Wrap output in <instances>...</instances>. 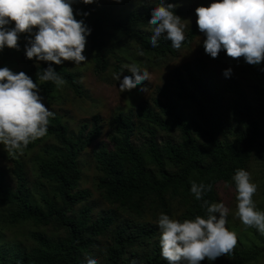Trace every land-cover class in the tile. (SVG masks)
Instances as JSON below:
<instances>
[{"label": "trees", "instance_id": "obj_1", "mask_svg": "<svg viewBox=\"0 0 264 264\" xmlns=\"http://www.w3.org/2000/svg\"><path fill=\"white\" fill-rule=\"evenodd\" d=\"M126 2L94 0L91 4L72 5L73 14L83 18L91 29L86 42L95 75L104 74L109 67L114 73L119 70L130 74L123 68L125 60L114 51L119 36L132 43L149 61L174 57L193 39L194 32L189 30L178 49H173L170 41L163 38H158L156 47H151L147 21L150 9L158 0L122 12ZM165 2L174 5L175 0ZM77 12L88 15L82 17ZM199 52L201 56L174 72L169 86L156 90L157 97L151 104L143 101L133 111H115L109 136L112 147L100 146L92 153L97 170L95 189L104 202L117 205L124 218L113 212L92 218L90 208L82 205L88 193L79 188L77 158L100 135L96 115L91 121L82 122L75 134H70L54 115L46 134L26 146L35 150L45 138L54 141L43 145L33 158L34 177L45 185L38 192L39 201H35L28 188L22 159L11 157L12 182L0 170L3 221L49 226L55 236L33 234L34 245L28 249L0 245V264H83L97 238L106 234L103 264L131 261L166 264L160 255L157 228L145 217L157 220L160 213L171 216L174 209L179 211V220L203 217L205 208L190 193V181L211 185L202 199L216 202V186L232 182L235 169H245L253 155L264 164V130L253 117L252 104L240 82L229 75L218 84L208 65L211 61L241 66L242 74L254 84V95L264 97V60L259 65H249L242 57L226 56L223 50L211 58L204 52L202 43ZM67 63L72 64L65 61L54 67L64 78L65 86L74 95H81V85ZM44 66L43 62L39 63L29 77L43 95H49L57 87L38 79ZM178 102L187 104L189 115L181 112ZM136 132L144 136L138 147L131 142ZM157 132L175 134L176 139L158 142ZM260 255L256 248L234 247L230 253L213 261L202 260L200 264H250Z\"/></svg>", "mask_w": 264, "mask_h": 264}, {"label": "clouds", "instance_id": "obj_2", "mask_svg": "<svg viewBox=\"0 0 264 264\" xmlns=\"http://www.w3.org/2000/svg\"><path fill=\"white\" fill-rule=\"evenodd\" d=\"M91 4L94 0H0V50L17 49L21 33L28 34L24 57L43 62L38 79L56 87L64 85V78L54 66L65 61L79 65L86 62L83 50L91 29L82 19L74 18L73 3ZM119 2V0H115ZM174 5L158 0L150 9L147 23L152 27L151 47L157 39L170 41L173 49L185 40L184 25L174 14ZM82 17L87 12L79 13ZM196 25L204 36V52L215 58L224 51L231 58L242 57L249 65L264 60V0H210L194 9ZM130 74L113 73L121 92L140 86L149 73L136 65H128ZM231 68L223 71L227 78ZM43 103L37 84L23 71L13 72L0 67V145L9 152L22 151L30 142L43 137L50 118L54 117ZM235 191V215L245 227L264 234V211L256 208L252 197L257 185L250 173L235 169L231 177ZM211 185L190 181V193L205 208V215L183 220L160 213L157 217L158 244L166 264H200L207 259L230 253L236 244V233L226 227L229 209L223 201L202 199ZM83 264H97L94 255H88ZM130 264H136L131 261Z\"/></svg>", "mask_w": 264, "mask_h": 264}, {"label": "rangeland", "instance_id": "obj_3", "mask_svg": "<svg viewBox=\"0 0 264 264\" xmlns=\"http://www.w3.org/2000/svg\"><path fill=\"white\" fill-rule=\"evenodd\" d=\"M210 0H175L174 14L181 18L184 25V35L186 36L189 30L194 32L193 39L183 48L177 51L174 57L164 56L154 60H147L142 53L137 51L132 43L126 42L119 36L120 42L116 45L115 53L125 60L123 68L127 71L128 65H136L140 70H147L149 73L148 79L144 82L141 88L137 86L134 90L121 92L118 88V81L113 79V71L111 67L102 75L93 73L92 63L88 55V44L86 42L83 54L86 57V62L80 65L67 63L71 71L75 73L76 79L81 85V95H74L65 84L56 88V91L43 95L39 93L46 107L57 115L62 123L67 126L70 134H75L79 125L82 122H89L96 115L100 124V135L87 148L81 151L78 155V166L80 169L79 188L86 190L88 196L82 205H86L91 210L92 218L98 214H108L113 212L124 218L122 210L115 204L104 202L97 190L95 182L97 178L96 164L93 160V151L105 146L111 148L109 136L113 131L112 115L117 110L124 112L133 111L136 105L140 102L147 101L151 104V100L157 97L156 90L165 85H170L173 81L174 72L183 64L191 63L195 58L201 56L199 47L203 42L204 36L198 31L195 23L196 17L194 9L199 5L206 6ZM152 0H127L122 6V12L129 11L134 8H139L142 4H151ZM74 18L81 19L74 15ZM85 23V22H84ZM87 25V23H85ZM88 26V25H87ZM147 31L152 34V27L149 26ZM28 34L21 33L18 39L19 47L17 49L4 48L0 50V67H8L13 72L23 71L28 76L32 70L41 62H35V58L27 60L24 57V44ZM209 68L214 73L215 80L218 84H222L225 80L223 71L231 68V76H234L241 84L248 99L252 104L253 117L258 122L259 126L264 130V97H257L253 93L254 84L242 74L241 66H234L228 62L214 63L209 61ZM37 84V83H36ZM38 86V85H37ZM179 109L183 114L189 115L190 109L184 102H178ZM157 141L162 142L165 139H176V135H169L163 132H157ZM144 139L143 134L136 132L131 142L138 147ZM54 141L51 137L45 138L38 149L24 148L22 151L9 152L4 146L0 145V170L5 174L6 180L12 182L11 177V157L19 156L24 163V173L35 201H39V191L45 187L44 183L38 181L34 177L33 158L39 153L43 145H51ZM245 170L250 173L252 180L257 185V191L252 199L255 202L256 208L264 211V164L253 155L245 166ZM41 184V185H40ZM43 184V185H42ZM217 200L223 201L229 209L226 217V227L236 233L237 248H256L261 251V255L250 264H264V234L259 233L255 228L245 227L235 215V191L232 182L219 183L216 186ZM179 211L174 209L170 218L178 219ZM147 221L155 224L157 233V220H151L147 215ZM33 234H44L49 237L55 236V233L49 226H38L30 222L18 224H9L3 221V212L0 210V245L4 248L20 247L30 248L34 245L32 241ZM108 243V234L97 238L90 255L97 258V264L104 262V248ZM233 247V248H234Z\"/></svg>", "mask_w": 264, "mask_h": 264}]
</instances>
